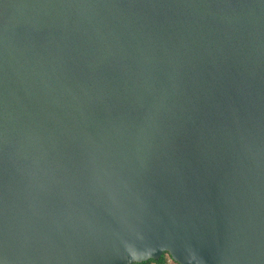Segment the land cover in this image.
I'll return each mask as SVG.
<instances>
[{
  "label": "water",
  "instance_id": "95a60500",
  "mask_svg": "<svg viewBox=\"0 0 264 264\" xmlns=\"http://www.w3.org/2000/svg\"><path fill=\"white\" fill-rule=\"evenodd\" d=\"M264 264V0H0V264Z\"/></svg>",
  "mask_w": 264,
  "mask_h": 264
},
{
  "label": "flooded vegetation",
  "instance_id": "af4514ba",
  "mask_svg": "<svg viewBox=\"0 0 264 264\" xmlns=\"http://www.w3.org/2000/svg\"><path fill=\"white\" fill-rule=\"evenodd\" d=\"M159 258L161 259V264H176L167 254H162Z\"/></svg>",
  "mask_w": 264,
  "mask_h": 264
},
{
  "label": "trees",
  "instance_id": "16d2710c",
  "mask_svg": "<svg viewBox=\"0 0 264 264\" xmlns=\"http://www.w3.org/2000/svg\"><path fill=\"white\" fill-rule=\"evenodd\" d=\"M166 254V253H164ZM139 264H161V259L159 258L157 261H147V262H143V263H139Z\"/></svg>",
  "mask_w": 264,
  "mask_h": 264
}]
</instances>
